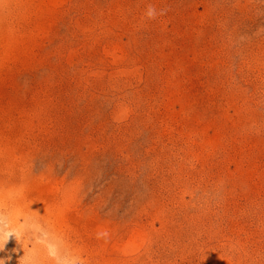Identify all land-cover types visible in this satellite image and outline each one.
I'll return each instance as SVG.
<instances>
[{"label": "rangeland", "instance_id": "rangeland-1", "mask_svg": "<svg viewBox=\"0 0 264 264\" xmlns=\"http://www.w3.org/2000/svg\"><path fill=\"white\" fill-rule=\"evenodd\" d=\"M0 262L264 264V0H0Z\"/></svg>", "mask_w": 264, "mask_h": 264}, {"label": "clouds", "instance_id": "clouds-1", "mask_svg": "<svg viewBox=\"0 0 264 264\" xmlns=\"http://www.w3.org/2000/svg\"><path fill=\"white\" fill-rule=\"evenodd\" d=\"M157 15V10L155 9V7L150 6L147 10H146V16L149 19H154ZM108 233L107 232H100L98 234L99 237L103 238V237H107ZM0 264H2V262H0Z\"/></svg>", "mask_w": 264, "mask_h": 264}, {"label": "bare ground", "instance_id": "bare-ground-1", "mask_svg": "<svg viewBox=\"0 0 264 264\" xmlns=\"http://www.w3.org/2000/svg\"><path fill=\"white\" fill-rule=\"evenodd\" d=\"M15 226V225H14ZM14 231V230H13ZM7 233V232H6ZM8 234H10V236L12 237L13 236V238H14V235H12L13 234V232H9ZM16 234V233H15ZM17 237V236H16ZM16 237H15V239H16ZM14 240V239H13ZM20 240V239H19Z\"/></svg>", "mask_w": 264, "mask_h": 264}]
</instances>
